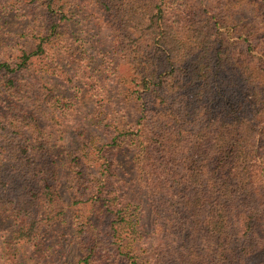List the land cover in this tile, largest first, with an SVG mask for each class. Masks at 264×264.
Here are the masks:
<instances>
[{"label":"trees","instance_id":"obj_1","mask_svg":"<svg viewBox=\"0 0 264 264\" xmlns=\"http://www.w3.org/2000/svg\"><path fill=\"white\" fill-rule=\"evenodd\" d=\"M92 1L128 66L132 118L100 119L103 141L68 157L81 264H264V0ZM21 4L41 30L12 62L0 41V212L14 243L36 245L66 212L42 72L86 58L62 34L70 0ZM132 148L157 236L144 254L126 231L136 222L120 157Z\"/></svg>","mask_w":264,"mask_h":264},{"label":"rangeland","instance_id":"obj_2","mask_svg":"<svg viewBox=\"0 0 264 264\" xmlns=\"http://www.w3.org/2000/svg\"><path fill=\"white\" fill-rule=\"evenodd\" d=\"M21 1L0 0V41H5L2 45L4 58L11 62L20 44L30 38V33L41 30L35 17L27 15L28 9ZM70 4L73 17L62 34L65 37L76 34L85 49L84 64L49 61V69L45 67L42 72L43 82L55 96L52 98L55 120L48 124V131L59 163V188L66 212L60 221L45 226L36 245L14 243L13 221L0 212V264H81L75 239V189L68 170V157L79 151L81 140L89 141L90 145L103 141L98 129L100 119L123 123L132 118L124 90L128 66L111 46L106 14L92 0H70ZM244 15L249 17L247 13ZM60 54V57L67 56L65 50ZM95 100H101V105ZM133 153L132 148L120 157L121 173L126 182L124 191L136 222V231L128 226L126 231L130 243L137 248L135 253L144 254L154 245L157 236L147 192L135 185L136 172L129 163Z\"/></svg>","mask_w":264,"mask_h":264}]
</instances>
